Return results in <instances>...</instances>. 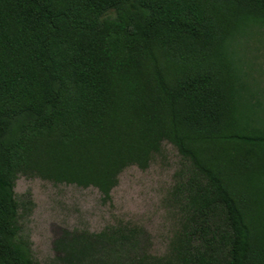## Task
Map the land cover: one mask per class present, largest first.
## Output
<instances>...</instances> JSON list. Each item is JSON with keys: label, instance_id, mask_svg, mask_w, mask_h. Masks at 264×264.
I'll return each instance as SVG.
<instances>
[{"label": "trees", "instance_id": "obj_1", "mask_svg": "<svg viewBox=\"0 0 264 264\" xmlns=\"http://www.w3.org/2000/svg\"><path fill=\"white\" fill-rule=\"evenodd\" d=\"M262 23L264 0H0V264H38L19 177L109 204L164 143L181 160L165 253L117 222L59 264H264V105L233 51Z\"/></svg>", "mask_w": 264, "mask_h": 264}, {"label": "rangeland", "instance_id": "obj_2", "mask_svg": "<svg viewBox=\"0 0 264 264\" xmlns=\"http://www.w3.org/2000/svg\"><path fill=\"white\" fill-rule=\"evenodd\" d=\"M234 57L247 86L257 92L264 105V23L252 26L237 38ZM180 157L171 145L162 150L146 171L126 169L111 192V202L103 204L94 189L54 186L39 179L19 177L14 193L28 208L20 219L22 234L29 238L38 264H59L64 251L80 233H98L117 222L143 227L151 236L152 253H165L174 227L169 198ZM29 193V197L26 194Z\"/></svg>", "mask_w": 264, "mask_h": 264}]
</instances>
